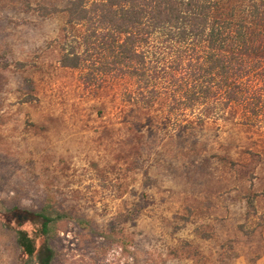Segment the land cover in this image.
<instances>
[{"label":"rangeland","instance_id":"obj_1","mask_svg":"<svg viewBox=\"0 0 264 264\" xmlns=\"http://www.w3.org/2000/svg\"><path fill=\"white\" fill-rule=\"evenodd\" d=\"M41 1L0 0V264H26L18 229L52 264H257L264 112L185 127L168 95L148 107L133 81L88 83L60 64L84 30L27 6ZM46 206L68 216L49 238L17 225Z\"/></svg>","mask_w":264,"mask_h":264},{"label":"trees","instance_id":"obj_2","mask_svg":"<svg viewBox=\"0 0 264 264\" xmlns=\"http://www.w3.org/2000/svg\"><path fill=\"white\" fill-rule=\"evenodd\" d=\"M41 17L63 15L68 28L81 27L77 44L63 46L64 68H86V81L101 85L107 76L137 83L128 95L151 107L168 95L172 110L192 120H226L240 113L244 124L264 112V0H55L34 8ZM81 49V51L79 50ZM188 113V114H187ZM181 114V115H183ZM16 223L37 224L49 238L68 218L50 212L16 211ZM81 221V220H79ZM16 230L26 264H52L48 242Z\"/></svg>","mask_w":264,"mask_h":264},{"label":"crops","instance_id":"obj_3","mask_svg":"<svg viewBox=\"0 0 264 264\" xmlns=\"http://www.w3.org/2000/svg\"><path fill=\"white\" fill-rule=\"evenodd\" d=\"M257 264H264V257L260 259Z\"/></svg>","mask_w":264,"mask_h":264}]
</instances>
